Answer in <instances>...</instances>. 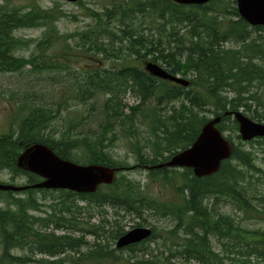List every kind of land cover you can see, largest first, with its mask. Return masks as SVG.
<instances>
[{"label":"trees","instance_id":"1","mask_svg":"<svg viewBox=\"0 0 264 264\" xmlns=\"http://www.w3.org/2000/svg\"><path fill=\"white\" fill-rule=\"evenodd\" d=\"M85 12L90 26L60 33L57 24L66 14L59 3L46 8L37 0H1L0 75L28 69L63 89L56 102L52 94L42 102L45 93L27 90L11 97L8 129L0 134V174L24 177V185L40 182L16 165L36 143L77 164L122 168L111 154L122 138L135 160L131 169H143L188 148L209 115L220 116L221 134L226 122L238 131L225 112L240 110L264 124V27L240 18L234 0L202 6L109 0V6ZM38 28L43 33L37 40L17 35ZM30 48L28 57L19 54ZM81 58L88 59L85 66L72 68ZM92 59L96 64L89 66ZM147 61L188 86L151 76ZM79 104L89 106L87 115L96 112L95 130L78 131L85 116L74 120L70 111ZM225 139L230 158L203 178L185 168L148 169L141 185L122 169L112 184L91 194L0 191V264H264V169L241 141ZM255 141L264 144V138ZM149 183L171 188L174 199L151 194ZM226 205L234 213L221 211ZM127 217L136 220L129 228L147 226L152 234L123 249L112 247L128 230ZM148 217L169 225L156 227Z\"/></svg>","mask_w":264,"mask_h":264},{"label":"water","instance_id":"2","mask_svg":"<svg viewBox=\"0 0 264 264\" xmlns=\"http://www.w3.org/2000/svg\"><path fill=\"white\" fill-rule=\"evenodd\" d=\"M73 3L77 0H64ZM173 3L184 6H202L210 0H171ZM237 12L250 26L264 27V0H234ZM144 70L153 77L169 81L184 87L189 82L181 77L165 71L157 63L148 61ZM232 116L238 125V133L243 141L254 138H264V124L251 120L240 110L225 112ZM220 116L211 118L201 128L195 141L186 149L177 152L167 161L147 169L175 168L191 169L197 178H203L216 173L223 161L231 156L232 148L216 125ZM16 165L21 170L39 176L42 180L32 185H12L0 183V191L20 192L26 189L67 190L78 194L95 193L102 185L113 183L116 174L122 170L119 167H110L99 164H77L57 156L47 146L36 143L27 146L18 156ZM152 234L150 227H134L120 236L115 247H124L138 244L148 239Z\"/></svg>","mask_w":264,"mask_h":264},{"label":"rangeland","instance_id":"3","mask_svg":"<svg viewBox=\"0 0 264 264\" xmlns=\"http://www.w3.org/2000/svg\"><path fill=\"white\" fill-rule=\"evenodd\" d=\"M20 4L22 3V0H17ZM1 2V0H0ZM37 2L42 7H51L54 3H59L60 8L63 10V12L66 14L65 17H63L57 24L58 30L60 33H73L75 31H81L84 30L87 26H90L92 23L86 16L87 13L85 12V8L93 9V10H100L103 6H109V0H77L73 3L66 2L64 0H37ZM81 2V4H78ZM43 31L42 29H29V30H21L17 33V35L23 37V38H29V39H39L42 35ZM156 38V36H154ZM70 45L73 47L74 42L69 41ZM29 50H22L19 54L28 57L30 52ZM86 59V58H85ZM88 60V59H87ZM87 60L79 59V62H72L71 67L76 68L79 67V64L81 66H85V63ZM97 59L89 60V66H94L96 64ZM148 62V61H147ZM79 63V64H77ZM59 78V77H58ZM70 81L68 82V84ZM63 89L62 86H57L54 83H52L50 80H45V78H35L32 74L29 73L28 69H25L21 74H2L0 75V134L4 133L8 128V123L10 122V112L13 110L10 107V104L12 103L13 99H17L18 96L22 94V92H26V90L34 95V92L39 94L40 92L45 93L44 97L46 95L52 94L51 98L53 102H56L59 100V93ZM25 90V91H24ZM48 96V95H47ZM262 102L264 103V88L262 91V94L260 96ZM34 99V98H32ZM46 99V100H45ZM45 101L42 102H50L51 99L45 98ZM34 102H39L36 99L32 100ZM134 100L129 98L128 103L133 104ZM99 106V105H97ZM89 106H83V105H76L71 107L72 114L70 115L74 120L79 119L80 115L83 114L85 116V119H83V124L78 128V131L81 132H88L90 130H95L97 128V121L96 119V112L91 111L89 115H87L86 109ZM260 111V110H259ZM264 111V110H263ZM248 117V116H247ZM208 118H213L212 115H209ZM233 118V117H232ZM226 131L223 132V136L228 137L230 136L232 142L236 145L240 141L243 143V146H245L246 150H251L255 156V164L257 167L264 169V144L261 142V144H258L255 140H259L261 138H254L252 141V144H249V141H242L241 138L237 139V135L239 136L238 131L233 130L231 126V122L225 123ZM231 127V129L229 128ZM240 137V136H239ZM118 142H116L115 146L111 148V154L113 158L123 164L122 169H128L124 171V174L130 178L131 180L135 182H139L141 185H144L147 181V172L148 169L144 167L143 169H131L134 164L135 160L133 156L129 153V149L125 146L124 141H122V138H120ZM246 144V145H244ZM263 144V145H262ZM130 169V170H129ZM180 170V169H178ZM0 183L4 184H12V185H24L26 183V178L24 177H16L14 179H11V175L8 173H2L0 174ZM151 194H161V197L163 199H174L173 193L171 188H159V186L152 185L149 183V187L147 188ZM264 190V187L261 188ZM36 197L39 199L40 195L37 194ZM221 211L234 213V209L230 205L222 206ZM149 218V219H148ZM147 222L151 225H155L156 227H164L168 226V221H160L155 220L151 217H148ZM128 219V217L123 221L126 222V228L130 230V226H132L134 223H136V220ZM95 221L92 220V223ZM122 222V223H123ZM247 227L253 226L255 227V224L248 223L246 224ZM147 227V226H146ZM86 240L88 242H92L91 237H87ZM150 248L154 250L156 247V244L150 243ZM112 247H115V243ZM1 253V251H0ZM125 264V263H122Z\"/></svg>","mask_w":264,"mask_h":264},{"label":"bare ground","instance_id":"4","mask_svg":"<svg viewBox=\"0 0 264 264\" xmlns=\"http://www.w3.org/2000/svg\"><path fill=\"white\" fill-rule=\"evenodd\" d=\"M254 27V26H253ZM179 77V76H178ZM243 141V140H242ZM231 148H232V146H231ZM146 156V155H145Z\"/></svg>","mask_w":264,"mask_h":264}]
</instances>
